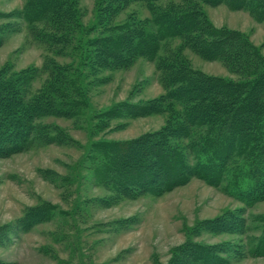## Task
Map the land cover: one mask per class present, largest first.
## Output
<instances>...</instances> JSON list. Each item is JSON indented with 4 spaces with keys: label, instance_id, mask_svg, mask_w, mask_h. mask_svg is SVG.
<instances>
[{
    "label": "rangeland",
    "instance_id": "374dc122",
    "mask_svg": "<svg viewBox=\"0 0 264 264\" xmlns=\"http://www.w3.org/2000/svg\"><path fill=\"white\" fill-rule=\"evenodd\" d=\"M27 2L0 0V73L29 72L30 92L36 95L54 83L52 73H58L50 69L57 65L64 69L59 76L68 84L65 93L78 96L82 104L75 118H42L33 146L0 158V264H184L178 251L187 242L227 248L215 251L227 264H264V257L246 252L264 233V201L245 207L224 188L197 178L159 196L119 195L96 180L102 157L93 150L100 141L124 142L161 131L180 115L175 103L143 117L105 115L123 104L144 105L166 97L167 83L158 70L162 60L177 58L206 76L234 82L251 76L201 57L180 39L164 44L156 61L139 58L126 68L95 67L89 43L103 33L92 28L105 0H73L78 23L66 27L69 42L62 47L59 20H45L32 30L20 18ZM170 4L199 8L213 27L241 33L264 61V21L226 4L166 0L157 7ZM110 19L113 25L133 20L148 26L152 14L138 0ZM34 31L59 40L40 43ZM238 163L232 164V172ZM42 205L52 208L51 218L25 229L28 212ZM234 214L244 220L236 221ZM219 219L227 225H214Z\"/></svg>",
    "mask_w": 264,
    "mask_h": 264
},
{
    "label": "trees",
    "instance_id": "16d2710c",
    "mask_svg": "<svg viewBox=\"0 0 264 264\" xmlns=\"http://www.w3.org/2000/svg\"><path fill=\"white\" fill-rule=\"evenodd\" d=\"M105 1L98 25L92 28L103 33L89 43L95 67L126 68L139 58L156 61L164 44L180 39L201 57L224 62L231 68L235 66L251 77L239 82L212 78L177 58L162 60L158 70L167 83L166 97L144 105L123 104L105 115L109 118L125 114L132 118L154 115L165 111L167 103L179 105L180 115L161 131L135 140L95 143L93 150L102 157L96 180L113 187L119 195L159 196L197 178L215 188H224L245 207L264 201V61L250 50L245 37L236 31L213 27L202 11L191 5L157 7L166 0H140L152 14L148 26L133 20L113 25L110 18L138 0ZM191 1L226 4L264 21V0ZM20 18L32 30L45 20H59L61 47L69 42L66 27L78 23L73 0H28ZM34 32V40L40 43L59 40L57 36ZM3 42L0 33V46ZM50 70L58 73H52L54 83L48 82L36 95L30 92L29 72L10 76L4 70L0 73V158L33 146L41 133L37 122L42 118H75L80 114L81 99L67 96L68 84L63 79L60 82L59 74L64 69L56 65ZM235 162L240 163L232 172ZM51 209L42 205L28 212L24 228L51 218ZM232 217L236 221L244 220L235 214ZM227 223L219 219L213 224L225 227ZM248 248L249 256L264 257V233ZM217 249L228 251L187 242L178 252L184 264H227V260L217 255Z\"/></svg>",
    "mask_w": 264,
    "mask_h": 264
}]
</instances>
